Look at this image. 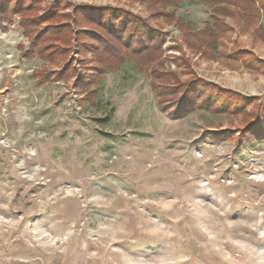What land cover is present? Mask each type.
<instances>
[{"label":"rangeland","instance_id":"rangeland-1","mask_svg":"<svg viewBox=\"0 0 264 264\" xmlns=\"http://www.w3.org/2000/svg\"><path fill=\"white\" fill-rule=\"evenodd\" d=\"M55 2L126 10L164 45L153 66L106 73L93 105L77 78L40 85L64 59L23 58L19 16L0 25V264H264V28L227 18L204 47L185 36L206 23L200 4L176 12L183 27L146 0H45L40 14ZM192 77L238 102L178 117L170 102Z\"/></svg>","mask_w":264,"mask_h":264},{"label":"trees","instance_id":"trees-1","mask_svg":"<svg viewBox=\"0 0 264 264\" xmlns=\"http://www.w3.org/2000/svg\"><path fill=\"white\" fill-rule=\"evenodd\" d=\"M146 1L148 4L150 2L148 8L154 9L151 14L152 19L163 15L167 21L171 23L175 21L183 27H187L191 22L176 16L179 9L190 4H200L206 7L209 12L203 29L197 31L194 26H189L188 30L192 32H188L189 35L185 33L186 37H196L199 44L204 47L214 46V42L221 41V37L230 30L226 22L227 18L239 19L245 27L252 26V29L264 28L262 27L264 26L262 25L264 0ZM44 2L45 0H0V25L10 21L14 15L20 18L23 35L29 44V49L21 54L23 58L31 59L38 55L51 64L64 59L65 65L58 72H41L33 75L38 76L40 85L45 84L51 77L58 80L77 78L76 87L82 88L86 99L96 105L97 89L106 73L116 68H124L123 66L129 63L145 69L153 66L159 57L157 55L162 54L164 40L161 37V30L155 29L148 20L126 10L112 7L95 8L87 5L74 6L55 2L40 14V7ZM82 22L87 25V29L80 28ZM81 35H85V38ZM76 50L79 53L90 55L92 61L85 60L78 66H74L71 56ZM154 53L156 55H153ZM236 54L242 55L238 52ZM87 69L93 71L92 76L84 72ZM153 69L150 73L155 76H152L151 83L162 77V71ZM91 85L94 89L88 90ZM153 86L155 87V82ZM165 87H163L165 91H169ZM180 87L182 89L177 94V99L170 102L176 103L174 108L178 117L187 113L184 111L187 105H197L194 106L197 109L209 110L207 107L211 106L212 101L220 105L214 106L210 111L222 112L225 111L222 109L223 105L229 106V103L238 102L237 98L240 97L236 93L222 90L212 83H204L195 77ZM199 90L207 93L205 97ZM168 93L171 97L172 93ZM158 98L161 99V95H158ZM240 105L241 108L243 104ZM164 110L162 108V111ZM231 110H233L231 112L235 111L234 108ZM261 134L264 135V129L261 130Z\"/></svg>","mask_w":264,"mask_h":264}]
</instances>
